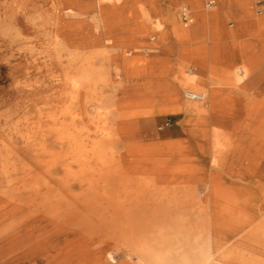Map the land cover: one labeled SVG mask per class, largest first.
Instances as JSON below:
<instances>
[{
    "label": "bare ground",
    "instance_id": "bare-ground-1",
    "mask_svg": "<svg viewBox=\"0 0 264 264\" xmlns=\"http://www.w3.org/2000/svg\"><path fill=\"white\" fill-rule=\"evenodd\" d=\"M63 42L52 48L59 63ZM126 63L121 80L103 67L92 74L91 66L67 65V102L39 110L37 122L12 123L22 145L0 143V243L8 251L23 247L27 264H264V91L202 93L206 108L183 93L204 88L199 81L179 74L165 89L151 60ZM91 91L100 107L94 117L84 100ZM168 113L185 116L179 130L186 138H156L153 115ZM221 171L254 179L226 190L223 226L208 229L199 184ZM212 183L215 190L218 179ZM62 233L78 237L61 244L54 237ZM117 245L123 252L108 250Z\"/></svg>",
    "mask_w": 264,
    "mask_h": 264
},
{
    "label": "crops",
    "instance_id": "crops-1",
    "mask_svg": "<svg viewBox=\"0 0 264 264\" xmlns=\"http://www.w3.org/2000/svg\"><path fill=\"white\" fill-rule=\"evenodd\" d=\"M92 1L97 2H72L70 7L66 0L58 1L61 15L73 22L61 33L65 41L63 53L71 66H91L92 74L103 67L105 75L121 80L128 74L121 68L127 60L145 58L153 62V77L158 76L165 89L175 82L176 76L184 74L186 79L199 81L208 92L216 91L219 95L242 92L257 97L264 91V11L256 10V0H212L217 1L212 6H206L204 0H152L153 33L158 35L156 41L153 35V45L147 44L144 34L152 28L149 23L140 25L134 21L147 13L144 0H98L99 8L95 12ZM173 4L190 8L192 21L195 20L192 27L170 29L164 25L162 16L166 9L175 12ZM228 21L234 22L233 28H227ZM174 38L182 42L175 45ZM159 44L174 55L153 56V48ZM84 52L93 55L92 60ZM188 62L195 64L197 70L186 73L184 64ZM120 73L121 76L111 75ZM248 73L250 78L245 77ZM72 74L78 73L74 70ZM153 126L156 136L159 135L154 123ZM183 138L185 134L175 139ZM226 190L216 188L214 192L225 194Z\"/></svg>",
    "mask_w": 264,
    "mask_h": 264
},
{
    "label": "rangeland",
    "instance_id": "rangeland-1",
    "mask_svg": "<svg viewBox=\"0 0 264 264\" xmlns=\"http://www.w3.org/2000/svg\"><path fill=\"white\" fill-rule=\"evenodd\" d=\"M59 0H0V143H7L12 148L22 145L21 141H17L16 135L14 134L10 126L17 119L26 120L27 118L31 122L38 121L39 110L51 111L59 109L67 102V94L71 88L65 84L64 73L65 69L70 67L67 55L62 53L61 63H59V52H55L53 43L57 40L64 39L61 33L66 32V26H69L73 22L65 16L61 15ZM72 2H82L83 0H70ZM128 1V0H126ZM152 0H144V6L146 8V14L140 16V20L135 18L138 24L148 22L152 27L151 30L147 31L145 36L147 37V44H152L151 41L153 35V41L158 39V35L153 33V9L151 7ZM210 0H204L206 6H208ZM259 0L255 1V7L258 12H262V8L257 4ZM154 2V1H153ZM96 3V6L94 5ZM217 1L214 3L216 5ZM93 5L92 12H95L99 8V2L92 1ZM131 6V3H127ZM175 12L166 9L164 16H162L163 23L167 28H174L176 26L184 28V23L181 17V11L186 5H180L176 7L174 4ZM188 8V7H187ZM190 11V8H188ZM174 14V15H173ZM174 18H171L173 17ZM194 19L187 26L192 27ZM76 22L74 21V24ZM140 24V25H141ZM233 21L227 22V28H233ZM67 37V35H66ZM182 41L178 38H174V44L178 45ZM142 44V43H140ZM146 45V44H143ZM148 46V45H147ZM86 53V52H84ZM141 56L144 54L139 52ZM166 46L159 44L158 47L153 48V56H173ZM89 56L92 60L93 55ZM35 61V62H34ZM59 63V64H58ZM68 65V66H67ZM74 67V66H73ZM194 67V68H193ZM72 68V67H71ZM197 70V66L191 62L184 64V71L186 73L194 72ZM74 71V70H73ZM71 71V72H73ZM249 74V73H248ZM256 74V73H255ZM112 76H121L120 74H111ZM53 76V77H52ZM248 76V77H247ZM249 75L245 77L250 78ZM243 80V82H246ZM17 85V86H16ZM184 92L188 90H194L189 88H183ZM101 92L102 90L99 89ZM198 91L200 93H208L207 88H202ZM112 89L109 90V93ZM95 91L89 92L87 98L84 97L89 117H94L97 114L98 103L95 102L94 97ZM185 99H188L185 97ZM197 102V101H195ZM206 103V108L210 107L211 102L208 99L202 101ZM208 102V103H207ZM154 107V106H153ZM100 108V107H99ZM193 119H199L198 114H194ZM17 116V117H16ZM197 117V118H196ZM185 118L180 113H168V114H155L153 115V123L156 126V131L159 135L156 136L160 141H169L175 138H182L183 134L179 130V123ZM256 124L257 120H245L244 124ZM80 124V122L78 123ZM15 138V143H11V139ZM57 149H59L57 147ZM6 151L4 150V153ZM219 174V175H218ZM19 175V174H18ZM210 175V173L208 174ZM206 176L205 182L200 183L198 199H201V205L203 208L202 222L208 229H221L224 218L222 219L221 204L223 203L224 193H215L213 187V179H218L219 186L217 189L226 190L231 187L232 184L242 183L243 185L249 184L254 178H240L236 176H228L224 171L217 172V175ZM15 178L17 176H14ZM212 177V178H211ZM223 180L220 183V180ZM75 189V188H74ZM205 189V191H204ZM80 192L82 188L75 189ZM72 191V190H71ZM208 192V193H207ZM214 192V193H213ZM217 194L218 202H215L214 196ZM221 194V195H220ZM209 195V196H208ZM219 195L221 197H219ZM221 200V201H220ZM188 204L193 203L194 200L190 199L187 201ZM64 204V203H62ZM217 205L216 207H214ZM214 207V208H213ZM64 209V208H63ZM219 210V211H218ZM222 212H221V211ZM218 216L220 219H211L212 215ZM221 213V214H220ZM211 217V218H210ZM211 221V222H210ZM214 221V222H213ZM220 223V224H218ZM216 226V227H215ZM31 228H26L30 230ZM23 230V231H26ZM244 233L243 230H238L236 234ZM27 234L26 236H29ZM220 238L226 242H233L236 237L234 234H221L217 233ZM63 236V237H62ZM57 237V241L61 244L68 237H78V233H62ZM233 240V241H232ZM54 241V240H52ZM6 242L0 243V253H6L7 258L1 260L0 264H27L24 260V248L18 250L9 249V251L3 246ZM9 247V246H8ZM213 251L218 252L221 248L212 247ZM114 254L123 252L121 245L108 248ZM250 250L260 252L261 249L251 247ZM75 251V250H73ZM132 262H137V256L133 258L128 257ZM41 262V261H40ZM39 264H42L40 263Z\"/></svg>",
    "mask_w": 264,
    "mask_h": 264
},
{
    "label": "built area",
    "instance_id": "built-area-1",
    "mask_svg": "<svg viewBox=\"0 0 264 264\" xmlns=\"http://www.w3.org/2000/svg\"><path fill=\"white\" fill-rule=\"evenodd\" d=\"M213 3L214 1L210 0L208 3V6H212ZM259 6L263 9L262 11H264V0H259ZM181 17H182V21L184 25H188L191 22L192 20L191 12L189 11L187 7L182 8ZM185 96L190 100H204L205 99V94L196 93L192 91H187L185 93Z\"/></svg>",
    "mask_w": 264,
    "mask_h": 264
}]
</instances>
